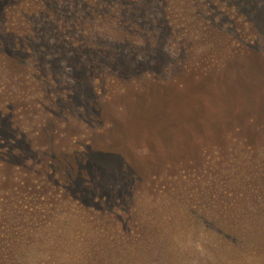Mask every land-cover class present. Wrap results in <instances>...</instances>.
<instances>
[{"label":"rangeland","instance_id":"rangeland-1","mask_svg":"<svg viewBox=\"0 0 264 264\" xmlns=\"http://www.w3.org/2000/svg\"><path fill=\"white\" fill-rule=\"evenodd\" d=\"M23 2L38 14L12 35ZM1 4L0 204L47 180L147 197L207 156L264 152V0Z\"/></svg>","mask_w":264,"mask_h":264},{"label":"trees","instance_id":"trees-1","mask_svg":"<svg viewBox=\"0 0 264 264\" xmlns=\"http://www.w3.org/2000/svg\"><path fill=\"white\" fill-rule=\"evenodd\" d=\"M34 14L13 6L6 29L27 32ZM202 161L147 197L108 179L18 185L0 204V264H264V152Z\"/></svg>","mask_w":264,"mask_h":264}]
</instances>
